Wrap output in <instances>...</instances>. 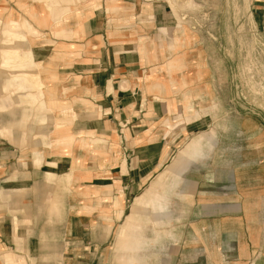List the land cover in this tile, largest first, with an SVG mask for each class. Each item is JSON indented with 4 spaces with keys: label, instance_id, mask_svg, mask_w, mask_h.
<instances>
[{
    "label": "crops",
    "instance_id": "1",
    "mask_svg": "<svg viewBox=\"0 0 264 264\" xmlns=\"http://www.w3.org/2000/svg\"><path fill=\"white\" fill-rule=\"evenodd\" d=\"M82 1L0 0L35 65L0 110L36 100L34 74L45 107L0 129V264H264V79L253 110L238 98L254 36L166 0Z\"/></svg>",
    "mask_w": 264,
    "mask_h": 264
},
{
    "label": "rangeland",
    "instance_id": "2",
    "mask_svg": "<svg viewBox=\"0 0 264 264\" xmlns=\"http://www.w3.org/2000/svg\"><path fill=\"white\" fill-rule=\"evenodd\" d=\"M42 1V0H41ZM46 1V0H44ZM82 1V0H81ZM85 1V0H83ZM82 1V2H83ZM87 1V0H86ZM172 8L175 10V14L178 18L182 19L183 22L187 20L190 21L189 24H193L197 26V28L201 30H206V27H198L202 24L201 20H211L215 21L217 19H221L223 24V30L226 36L232 32L233 24H240V33L242 42L248 40L247 38L250 33L252 37V41L254 43L248 48L245 47L244 58L239 62V70L241 74V81H239V94L238 98L243 100L246 103V110L251 111L254 108L255 103L253 100L254 96L257 97L261 95L262 91H252L251 88L257 82H261L264 79V12L254 13L250 8V0H166ZM88 3V2H87ZM86 3V4H87ZM96 6V5H94ZM52 14V13H51ZM17 17L16 13L13 11L7 15ZM2 17V16H1ZM6 17V18H7ZM6 18H2L0 21V100L5 96V93L1 90L3 87L4 81L8 78V76L12 75L13 70L16 69L15 72L18 74H23V72L28 71L26 68L29 67L30 70L35 69V65L33 64V55L31 53L30 48L27 46L26 37L23 33L20 34H11L4 30V22ZM18 18V17H17ZM20 22V21H19ZM251 24V26H250ZM262 24V26L260 25ZM25 28H29L25 23H22ZM24 28V27H23ZM24 28V29H25ZM212 30H216V28L212 27ZM211 29V28H210ZM256 40V42H255ZM18 44L19 48H7V44ZM242 44V43H241ZM243 47V44H242ZM25 60H32V63L27 62ZM35 72V71H34ZM29 75H27L28 77ZM22 76H17V78H21ZM30 78H36L37 81H31V83L35 84L34 89L38 90L37 92H33V103L30 102L29 96H23V94L14 90H10V96L13 95L14 100H19L18 103L14 105L11 110H0V129L3 126H6V132L9 130V123L7 121L8 114L10 111L15 112L17 109L22 111L21 116H23V122L21 124L22 129L25 126V117L30 113V110H35L36 113H41V111L45 108H42L40 105V99L43 94L41 91V83L39 75H31ZM20 83H23L22 80H18ZM9 94V92H7ZM6 93V94H7ZM37 96V97H36ZM251 102H250V101ZM45 106V105H44ZM28 122V121H26ZM31 126V122L26 125ZM18 125H20L18 123ZM60 126V127H59ZM58 130L60 133L64 134V139H66V131L63 129V125H59ZM59 133V134H60ZM61 134V135H62ZM7 138V136H6ZM64 140V143L66 141ZM38 159V158H37ZM39 160V159H38ZM69 176H65V182H67ZM140 205V204H139ZM132 211L140 212V206L133 204ZM140 221V220H139Z\"/></svg>",
    "mask_w": 264,
    "mask_h": 264
},
{
    "label": "bare ground",
    "instance_id": "3",
    "mask_svg": "<svg viewBox=\"0 0 264 264\" xmlns=\"http://www.w3.org/2000/svg\"><path fill=\"white\" fill-rule=\"evenodd\" d=\"M23 27L25 28V26H23L19 22V19L17 17H14V16L7 17L5 22H4V30L11 33V34L23 33V29H24ZM19 46H18V44H9V43L7 44V48H14L15 49V48H19ZM35 81H37L36 78H35ZM64 140H65L64 138L63 139L60 138V141L64 142Z\"/></svg>",
    "mask_w": 264,
    "mask_h": 264
}]
</instances>
